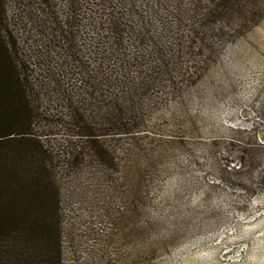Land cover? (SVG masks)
<instances>
[{"label":"rangeland","instance_id":"obj_1","mask_svg":"<svg viewBox=\"0 0 264 264\" xmlns=\"http://www.w3.org/2000/svg\"><path fill=\"white\" fill-rule=\"evenodd\" d=\"M1 43L61 264H264V0H0Z\"/></svg>","mask_w":264,"mask_h":264},{"label":"trees","instance_id":"obj_2","mask_svg":"<svg viewBox=\"0 0 264 264\" xmlns=\"http://www.w3.org/2000/svg\"><path fill=\"white\" fill-rule=\"evenodd\" d=\"M20 76L0 45V264H61L58 188L31 129Z\"/></svg>","mask_w":264,"mask_h":264}]
</instances>
